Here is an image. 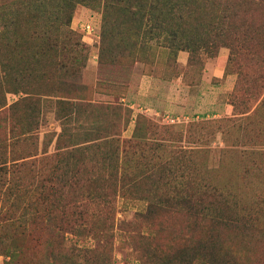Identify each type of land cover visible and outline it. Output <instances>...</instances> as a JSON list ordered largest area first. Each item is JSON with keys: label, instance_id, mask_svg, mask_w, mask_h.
Here are the masks:
<instances>
[{"label": "trees", "instance_id": "16d2710c", "mask_svg": "<svg viewBox=\"0 0 264 264\" xmlns=\"http://www.w3.org/2000/svg\"><path fill=\"white\" fill-rule=\"evenodd\" d=\"M77 6L101 13L97 84L116 98L137 61L153 77H170L180 74V51H187L188 64L195 65L203 55L216 56L223 46L229 48L228 67L237 74L234 95L243 105L238 110L237 99H232L233 107L247 112L264 91V0H0V114L8 111L13 117L14 109L41 94L64 97L58 103L63 111L66 107L64 113L59 109L65 121L57 152L50 155L55 162L44 168V174L18 184L6 177V158L0 162V186L6 185L0 196V222L19 220L31 227L43 216L39 208L47 205V218L60 221V234L53 232L44 245L58 236L63 242L69 235L76 240L46 260L110 264V249L105 245L114 238L112 227L121 200L124 207H135L143 221L137 230L146 245L128 234L130 251L139 255L140 264H253L252 257L241 252L246 248L242 246L246 215L236 194L208 185L193 171L186 172V156L192 154L167 147V141L181 138V131L171 130L172 136L143 143L140 129L154 128V123L137 114L127 142L143 153L134 160L111 137L121 120L129 122L132 111L120 104H102L94 106L98 122L93 129L80 124L76 134L69 135L74 138L94 131L97 141L76 139V143L61 144L70 131L67 124L74 122L71 106L79 107L70 102L68 81L86 66L88 58L82 34L71 27ZM7 93L18 99L8 104ZM163 148L171 152L170 157L154 160ZM32 190L35 198L29 193ZM78 196L87 201L79 206ZM173 214L184 218L183 231L168 218ZM160 218L161 225H157ZM169 221L173 230L166 229ZM153 226L157 228L149 230ZM225 231L230 235L226 242ZM236 247H242L238 254ZM26 264L38 262L30 257Z\"/></svg>", "mask_w": 264, "mask_h": 264}, {"label": "rangeland", "instance_id": "374dc122", "mask_svg": "<svg viewBox=\"0 0 264 264\" xmlns=\"http://www.w3.org/2000/svg\"><path fill=\"white\" fill-rule=\"evenodd\" d=\"M100 25L99 11L84 6L76 7L71 27L82 34L81 42L88 46V58L86 66L68 81V85L72 86L68 92L70 102L75 106L79 104V107L71 106L74 110V122L67 124L70 131L64 135L61 144L69 145L74 141L76 143V139H90L89 143L97 141L93 139L96 135L94 131L74 135L75 139L69 135L76 134V127L80 124H84L87 129H93L98 122L95 119L97 109L94 106L99 107L102 104H120L132 111L129 122L126 124L121 120L120 126L114 127L116 130L111 137L119 140L117 143L120 148H127L134 160L143 153V149L140 151L127 142L132 137L137 114H142L154 123V128L140 129L143 143L161 141L162 136H172L174 133L171 130L181 131V138L167 141V147L188 150L192 154L186 156V172L193 171L208 185L236 194L239 205L243 208L242 212L246 215L242 221L245 232L242 246L246 248L241 250L242 247H236L237 254L241 250L252 257L253 264H264V91L247 112L242 113L233 107L232 99H237L238 110L243 105L239 104V96L234 95L237 74L232 67H228L229 48L223 46L216 56L203 55L201 62L195 65L188 64L187 51H180L177 55L180 74L170 77H153L145 72L143 62L137 61L129 74L126 87L118 92L119 96L116 98L97 84ZM87 26L90 33L85 31ZM37 97L24 107L23 104L18 108L15 106L17 109L13 110V117L8 111L0 114V162L6 158V177H13L18 184L20 180H36L44 174L48 165L55 162L50 155L57 152L58 134L62 129L61 123L65 121L60 116L59 109L62 108L61 112L64 113L66 107L63 111L58 103V99H65L64 97L56 94H41ZM6 98L10 104L18 99V95L7 93ZM141 108H148L149 111L143 113ZM167 117H179L180 122L172 123ZM184 117L189 120L185 122ZM109 131L112 133V128ZM6 137L13 139L9 138L5 143L3 139ZM159 153L160 156L154 160L168 159L171 152L164 149L159 150ZM174 154L176 155H172ZM11 161L16 164L11 165ZM5 188L6 185L0 186V196ZM29 193L31 198L36 197L35 190ZM85 201L86 198L77 197L79 206ZM44 207L39 208V211H43V216L33 221L31 227L19 220L16 224L10 219L8 222H0V264H26L30 257H34L38 264H57L45 258L52 260L58 248H66L75 242L74 236H66L64 242L58 236L48 245H44L43 241L50 240L53 232L60 234V221H50L46 215L47 205ZM88 207L93 209V206ZM57 213L58 211L54 216ZM168 218L178 230L183 231L184 226L186 228L183 217L181 219L173 214ZM161 219L157 221V225H161ZM141 223L143 221L135 214V207L126 208L119 200L112 227L115 235L105 245L110 249V264L139 263V255L130 251L132 243L128 240V234L136 235L138 244L144 245L145 239L139 236L140 232L137 230ZM169 223L170 221L166 224L170 226L167 230L172 228ZM18 225H25L27 229L23 231L25 228L20 229ZM156 228L149 227V230L154 231ZM145 230L147 231V227ZM157 232L160 231H156V234ZM228 237L230 235L225 231V242ZM91 243L94 244L92 241Z\"/></svg>", "mask_w": 264, "mask_h": 264}, {"label": "built area", "instance_id": "2783aa9c", "mask_svg": "<svg viewBox=\"0 0 264 264\" xmlns=\"http://www.w3.org/2000/svg\"><path fill=\"white\" fill-rule=\"evenodd\" d=\"M87 33H90L91 32V30H90V28H89V26H87L86 27V30H85ZM141 110L143 111V113H146V112H148L149 111V109L148 108H145L144 110H143V108H141ZM167 118H169V117H167ZM198 117L196 116V118L195 119H197ZM189 120V118L188 117H184V121L185 122H187ZM168 121H170V122H172V123H175V122H180L179 121V117H177V118H175V119H170L169 118V120Z\"/></svg>", "mask_w": 264, "mask_h": 264}]
</instances>
